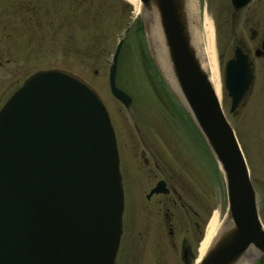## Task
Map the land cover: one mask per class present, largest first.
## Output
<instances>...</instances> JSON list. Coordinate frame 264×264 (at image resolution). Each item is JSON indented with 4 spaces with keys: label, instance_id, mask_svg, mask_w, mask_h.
<instances>
[{
    "label": "water",
    "instance_id": "95a60500",
    "mask_svg": "<svg viewBox=\"0 0 264 264\" xmlns=\"http://www.w3.org/2000/svg\"><path fill=\"white\" fill-rule=\"evenodd\" d=\"M249 1L230 0L234 9ZM139 6L155 59L149 25L158 23L175 93L224 182L225 212L196 264H252L264 255L258 197L234 132L200 67L184 0H139ZM119 48L108 70V88L127 107L130 98L115 86ZM262 54L264 41L253 56ZM253 79L249 56L234 47L222 70L230 114ZM122 212L114 132L96 91L64 70L30 75L0 109V264H112Z\"/></svg>",
    "mask_w": 264,
    "mask_h": 264
},
{
    "label": "rangeland",
    "instance_id": "374dc122",
    "mask_svg": "<svg viewBox=\"0 0 264 264\" xmlns=\"http://www.w3.org/2000/svg\"><path fill=\"white\" fill-rule=\"evenodd\" d=\"M228 5L229 0H199L200 10L213 27L219 81L217 99L259 196V215L264 226V58L253 57L259 38L264 36V21L256 28L251 18L256 10L254 2L237 12ZM94 6L86 10L84 5L78 9L69 6L66 0H0V41L4 39L11 65L14 53L19 51L22 82L37 71L58 69L78 76L96 91L114 131L123 190L128 163H139L143 158L148 162L158 160L174 171L182 169L186 184L193 190L212 192L213 212L222 216L226 209L222 174L150 51L139 8L124 0H117L114 6L102 3ZM245 18L251 19L248 24ZM249 28L259 31V37L252 43L247 41ZM239 40L247 42L254 79L230 114V100L222 88V70ZM118 43L115 86L130 98L126 108L110 95L107 84ZM12 92V89L1 91L0 97L5 94L2 97L5 100ZM126 205L127 196L123 202L118 259L123 264H139L135 248L126 247L129 242Z\"/></svg>",
    "mask_w": 264,
    "mask_h": 264
},
{
    "label": "flooded vegetation",
    "instance_id": "af4514ba",
    "mask_svg": "<svg viewBox=\"0 0 264 264\" xmlns=\"http://www.w3.org/2000/svg\"><path fill=\"white\" fill-rule=\"evenodd\" d=\"M116 1L66 0L69 6L78 9L84 5L86 10H92L94 5L101 3L114 6ZM126 2L131 5L128 1ZM253 2L256 10L253 17H250L255 20V26L258 28V25H261L260 22L264 21V0H250L240 9H234L229 0L228 6L233 12H237L247 9ZM111 9L109 8V10ZM250 20L245 18V23L248 24ZM2 22L4 23V21ZM3 27L5 28V26ZM258 37L257 29H248V43L254 42ZM3 40L0 41V93L9 89L14 92L23 83L20 54L19 51L14 53L11 65L10 55L5 52ZM263 41L264 36H261L253 52L261 48ZM235 46L241 47L242 51L251 59L247 42L239 40ZM260 58H264V54L256 59ZM12 93L5 100H2L5 94L0 97L2 105ZM165 166L168 165L159 164L158 160L148 162L146 158H143L142 162L126 165L128 169L125 178L126 187L124 190L122 188L123 202L127 196L125 207L129 225L127 228L129 242L126 243V247L135 248L139 264H171L175 261L178 264H196L202 256L199 254V247L206 226L213 214L211 202L213 193L202 191V188L193 190L186 184L185 178L180 172L182 169L174 171ZM183 170L186 169L183 168ZM122 182L123 177L121 176V184ZM159 183H162L159 192H154L153 190ZM257 197L259 198V196ZM258 214H260V200H258ZM120 241L121 236L118 247ZM112 264H123V261L118 259V248ZM252 264H264V255L256 257Z\"/></svg>",
    "mask_w": 264,
    "mask_h": 264
},
{
    "label": "bare ground",
    "instance_id": "6f19581e",
    "mask_svg": "<svg viewBox=\"0 0 264 264\" xmlns=\"http://www.w3.org/2000/svg\"><path fill=\"white\" fill-rule=\"evenodd\" d=\"M139 8V0H126ZM184 9L188 22V32L191 43L197 52L200 67L206 74L207 79L217 97L219 91V81L214 50L213 27L204 11L199 8V0H184ZM198 16V20L196 17ZM149 37L152 42L155 57L162 68L166 80L177 91L175 82L170 73L169 64L166 58V51L163 38L157 21L153 20L149 25ZM218 212H213L205 229L203 240L199 247V254H203L207 244L218 228Z\"/></svg>",
    "mask_w": 264,
    "mask_h": 264
}]
</instances>
